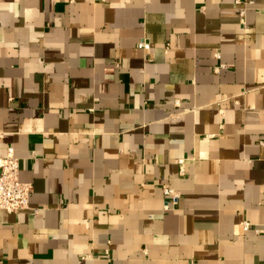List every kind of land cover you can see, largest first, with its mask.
I'll return each mask as SVG.
<instances>
[{
	"label": "crops",
	"instance_id": "0c3cea01",
	"mask_svg": "<svg viewBox=\"0 0 264 264\" xmlns=\"http://www.w3.org/2000/svg\"><path fill=\"white\" fill-rule=\"evenodd\" d=\"M10 146L0 264H264V0H0Z\"/></svg>",
	"mask_w": 264,
	"mask_h": 264
},
{
	"label": "built area",
	"instance_id": "2783aa9c",
	"mask_svg": "<svg viewBox=\"0 0 264 264\" xmlns=\"http://www.w3.org/2000/svg\"><path fill=\"white\" fill-rule=\"evenodd\" d=\"M253 3V0H247ZM241 3L242 0H237ZM138 46L143 49H149L150 43L145 39L140 40ZM217 57H220V53H217ZM226 67V64L222 63L215 67L219 72L222 68ZM183 163V159L180 160ZM183 171V168H182ZM33 190V185L30 182H25L20 179V160L15 154V149L10 146L5 156H0V211L7 210L9 212H15L17 210L28 208L30 206V196ZM164 194L168 198L165 208L169 209V204H177L181 194L176 189L165 186ZM243 229L249 230L251 224L249 221H244Z\"/></svg>",
	"mask_w": 264,
	"mask_h": 264
}]
</instances>
